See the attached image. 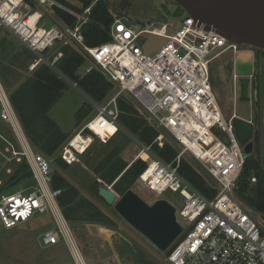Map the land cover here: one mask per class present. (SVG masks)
<instances>
[{"label":"built area","instance_id":"obj_1","mask_svg":"<svg viewBox=\"0 0 264 264\" xmlns=\"http://www.w3.org/2000/svg\"><path fill=\"white\" fill-rule=\"evenodd\" d=\"M94 2L78 11L60 0H0V28L10 31L36 56L28 65L30 70L40 63L55 68L62 52L56 51L51 59L44 53L57 45L76 44L91 61L86 71L95 65L114 85L100 103H92L93 112L60 145L58 156L66 164H74L95 137L101 142L113 137L120 128L118 97L128 98L148 123L161 131L153 143L162 147L168 134L177 149L175 157L164 162L150 146L141 144L129 162L147 153L151 160L138 177L145 190L156 198L168 191L180 195L178 215L186 226L181 225V233L165 251V260L169 264H264V230L234 194L245 159L243 146L234 133L231 116L224 119L211 85V66L229 50L239 53L247 47L214 28L196 25L187 14L177 26L166 21L135 24L113 14L110 40L87 47L81 27L89 20ZM55 8L73 16L74 23H66ZM143 32L164 40L145 52ZM194 122L203 129L193 128ZM109 123L115 126V133L99 136L93 124L103 130ZM85 131L93 136L88 138ZM186 156L213 183L216 193L211 198L179 175L181 158ZM21 163L27 165L33 185L18 184L14 190L0 192L1 226L10 229L35 214L49 213L53 225L41 233V244L63 241L74 264H88L58 204L61 190L51 187L52 161L31 144L0 80V166L6 164L4 170L11 175V166ZM250 180L255 182L256 177ZM2 181L0 178V185ZM106 186L111 188V184Z\"/></svg>","mask_w":264,"mask_h":264},{"label":"trees","instance_id":"obj_2","mask_svg":"<svg viewBox=\"0 0 264 264\" xmlns=\"http://www.w3.org/2000/svg\"><path fill=\"white\" fill-rule=\"evenodd\" d=\"M60 1L82 11L93 0H77L79 5L72 3L73 0ZM55 10L66 23L71 25L74 23L75 18L69 13L59 8H55ZM175 14L178 15L179 13ZM117 16H120L119 13ZM113 18V12L108 2L95 0L91 7L89 20L81 27L84 45L96 47L109 41V29ZM0 29L5 30L4 28ZM58 50L62 52V56L55 63V68L40 63L25 75L29 63L34 61L36 56L25 46L16 50L13 43L8 41L5 35H1L0 80L5 89L8 90L9 98L31 144L52 161L51 187L61 190L57 196V201L65 218L69 222L91 221L108 226H117L115 217L89 199L76 185L93 198L95 196L100 198L97 190L103 184H111L113 191L122 195L137 184L139 174L150 162L151 157L144 152L129 163L130 161L121 153V148L113 146L97 162L90 164L91 178L80 177L79 181H76L75 178L69 177L76 185L66 179L62 173L70 165L61 160L57 150L68 135L50 117L49 110L61 97L69 83H74L89 99L75 112V118L81 123L90 111L85 106L89 105L90 108H93L92 103H100L114 89V85L104 78L102 72L95 65L87 71L86 69L84 72L79 71L86 62L91 63V61L78 45L59 46L56 48V51ZM246 88L247 79L241 77L238 92L242 99H248ZM118 108L119 125L136 136L143 145L150 146V149L162 161L169 162L175 157L177 149L171 137L168 134L164 135L162 147L153 143L161 131L151 126L147 118L138 111L128 98L119 96ZM84 133L88 138L93 136L89 131ZM84 153V155L90 154L89 150ZM178 173L203 196L211 198L215 195L216 189L213 183L202 173L195 161L185 157L181 158ZM30 176L31 173L24 163L13 165V173L10 176L0 175L3 180L0 185V192L14 190L18 182L23 179L28 180ZM251 176L256 177L253 185L250 184ZM29 181L31 182V179ZM237 185V198L249 213L253 211L261 215L256 221L264 230V168L260 165L258 158L252 154L244 159L242 170L237 178ZM142 263L151 264L150 261L144 260Z\"/></svg>","mask_w":264,"mask_h":264},{"label":"rangeland","instance_id":"obj_3","mask_svg":"<svg viewBox=\"0 0 264 264\" xmlns=\"http://www.w3.org/2000/svg\"><path fill=\"white\" fill-rule=\"evenodd\" d=\"M106 1L114 15H118L119 13L120 16L127 18L135 24L144 25L151 22L160 23L166 21L177 26L181 17L187 14L186 11L173 0H130V4L127 7L123 2L124 0ZM71 2L79 5L77 0ZM175 13L179 14L177 15ZM1 35H5L6 39L13 43L16 50L24 47L21 41L16 36H13L11 32L6 33L5 30L0 29V36ZM59 46L60 45H57L52 50H48L44 53V56L51 59L56 54V48ZM242 47L246 48L245 45ZM241 52L246 53L249 51L243 50ZM89 66V62H86L79 71L84 72ZM31 71L32 70L27 67L25 75ZM211 71V85L222 107L224 119L226 120L232 111L242 119L250 118L254 111L251 105L253 96L249 94L251 102L248 99L240 98L238 87H236L237 90L233 104L227 97L225 86L223 80L220 78L217 66H211ZM238 85L239 83L237 82V86ZM257 95L260 102V112L263 113L262 125L264 128V91H261L260 94ZM87 99V96L75 85L69 83L61 97L49 110L50 117L57 123L60 129L68 135L67 139L81 124L75 118V112L82 104H85V101L89 100ZM85 107L90 110L88 115L94 110L90 108L89 105ZM1 129L3 130V128ZM115 130L116 128L112 125L109 129V132L111 131L110 134H114ZM141 144L142 143L136 136L130 134L120 125L118 132L106 142H101L95 137L87 149L90 154L84 155L85 153H83L79 157V160L71 164L63 173L72 179L75 178L76 181H79L80 177L86 179L91 178L92 172L90 164L92 162H97L110 151L113 146H119L121 148V153H123L126 159L131 161L139 152ZM87 150L85 152H87ZM261 150H263L262 159L260 156ZM252 155L258 158L260 165L264 167V146L261 147L256 154L252 153ZM186 158L188 157L186 156ZM5 165L6 164H3V167L0 166V175L4 174V176L7 175L8 177L10 173L7 174L5 172ZM12 168L13 166H11V171ZM254 183L255 182L250 180L251 185ZM18 184H21V187H26L33 185V182H30L29 179H23L18 182L17 185ZM105 185L107 184L101 186ZM131 189L149 204L157 199L153 194L147 192L139 181ZM234 194L238 196L237 192ZM161 197L165 198L175 207L176 218L178 222L185 227L186 222L178 215V211L181 207L179 193L168 191ZM93 199L106 208L108 213L114 216L119 222H117V226H108L91 221H68L82 247L88 264H124L126 262L125 257L128 254L132 256L136 263L143 264L142 262L144 260L154 264L153 262L155 260L152 256L153 254L142 244L141 240L148 244L150 243L117 214L113 208V204H107L104 201L101 202L99 200L102 199L101 197L98 198L95 196ZM250 213L252 217L259 220L261 216L259 213L253 211ZM52 225L53 219L49 213L35 214L30 220L10 229H3L0 224V264H74L63 241L49 246H43L41 244V233L51 228ZM159 254L163 257L165 256V252H159ZM159 261L161 262L159 264H163L161 260Z\"/></svg>","mask_w":264,"mask_h":264},{"label":"water","instance_id":"obj_4","mask_svg":"<svg viewBox=\"0 0 264 264\" xmlns=\"http://www.w3.org/2000/svg\"><path fill=\"white\" fill-rule=\"evenodd\" d=\"M187 15L191 16L196 25L214 28L228 40L238 44L254 46L264 50V0H173ZM146 38L143 45L145 52L159 45L164 37L143 32ZM229 58L230 69L222 76L228 99L234 104V75L249 76L252 73V53H225ZM219 72V71H218ZM73 85H75L73 83ZM234 133L243 146L244 157L252 152L248 139L252 136L253 125L233 113L230 115ZM67 180H72L62 173ZM73 183V182H72ZM75 184V183H73ZM76 185V184H75ZM89 199L98 204L107 213V209L94 200L83 189L76 185ZM98 195L107 203L113 204L117 214L133 229L139 232L150 244L141 240L142 244L159 260L163 261L159 252H165L176 237L181 233L182 226L176 219L175 207L165 198H157L149 204L133 189L118 195L112 188L98 187ZM116 219V218H115ZM117 220V219H116ZM117 222H119L117 220ZM124 264H137L128 254ZM166 264H169L164 260Z\"/></svg>","mask_w":264,"mask_h":264},{"label":"flooded vegetation","instance_id":"obj_5","mask_svg":"<svg viewBox=\"0 0 264 264\" xmlns=\"http://www.w3.org/2000/svg\"><path fill=\"white\" fill-rule=\"evenodd\" d=\"M123 2L126 7L129 6L130 4V0H124ZM246 47L248 51L252 53V73L249 76L234 75V81H235L234 84H235V94H236V90H237L236 87L239 86V85L237 86V82L240 83V78L244 77L245 79H247L246 94H248V100L250 101L251 99V98L249 99V94L253 96V97L251 96L253 100L251 105L253 106L254 111L251 117L245 120L251 122L253 125V133L252 136L248 139V142H250V145L252 147L251 154L252 153L256 154L258 150H260V148L264 146V128L262 125L263 113L260 112V108H259L260 102L257 98L258 96L257 94H260L261 91H264V50L250 45H246ZM229 62H230L229 58L225 56L221 60L217 61L215 64L217 66L221 79L222 76L225 75V73L230 69ZM232 113L236 115L233 111L231 112V114ZM262 153L263 150H261V155H260L261 159L263 158ZM152 256L155 260L153 262L154 264L161 263L158 258H156L154 255ZM162 259H163L162 263L166 264L164 262L165 257L162 256Z\"/></svg>","mask_w":264,"mask_h":264},{"label":"bare ground","instance_id":"obj_6","mask_svg":"<svg viewBox=\"0 0 264 264\" xmlns=\"http://www.w3.org/2000/svg\"><path fill=\"white\" fill-rule=\"evenodd\" d=\"M94 125V127L97 129V131H98V134H99V136H102L103 138H106L107 136H109L110 135V132H109V129H110V127L113 125V124H111V123H109V124H107V126L105 127V129H103V130H101V129H98L97 128V126H96V124H93ZM114 126V125H113ZM193 128H195V129H197V130H202L203 129V126L199 123V122H194V123H192V125H191ZM115 127V126H114ZM108 140V139H107Z\"/></svg>","mask_w":264,"mask_h":264},{"label":"crops","instance_id":"obj_7","mask_svg":"<svg viewBox=\"0 0 264 264\" xmlns=\"http://www.w3.org/2000/svg\"><path fill=\"white\" fill-rule=\"evenodd\" d=\"M5 30H7V29H5ZM8 31V30H7ZM12 34V33H11ZM13 35V34H12ZM14 36V35H13ZM21 44H23V43H21ZM24 46V45H23Z\"/></svg>","mask_w":264,"mask_h":264}]
</instances>
